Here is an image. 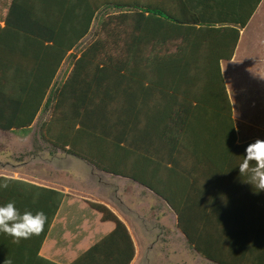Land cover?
<instances>
[{
	"label": "trees",
	"instance_id": "1",
	"mask_svg": "<svg viewBox=\"0 0 264 264\" xmlns=\"http://www.w3.org/2000/svg\"><path fill=\"white\" fill-rule=\"evenodd\" d=\"M154 2L12 0L5 26L34 37L41 48L50 43L56 60L50 71L31 69L29 45L12 50L13 56L0 54V130L24 135L37 115L48 109L49 116L38 129L43 143L99 171L134 180L175 212L178 228L187 235L185 211L190 206L202 201L212 207L225 205L227 187L218 180V163L228 171L232 161L222 159L221 153L226 158L232 151L244 154L255 140L235 143L231 103L220 69L221 60L232 58L239 31L226 27L205 35V28L173 18ZM95 16L98 28L65 82L52 92L62 59L88 34ZM192 129L198 133L197 142L190 141ZM189 161L209 162L210 179H188L197 170L187 166ZM3 183L9 187L0 188V205L12 201L21 214L28 210L47 215L43 233L33 237L39 247L68 194L0 175ZM227 183L232 184L229 177ZM188 186L208 191L192 197L186 194ZM35 193L39 198L34 202ZM242 194L234 204L235 219L247 216L251 224L264 225V192ZM87 203L102 221L115 224L96 245L123 236L129 250L121 264H129L135 248L124 223L103 203ZM5 236L0 233V238Z\"/></svg>",
	"mask_w": 264,
	"mask_h": 264
},
{
	"label": "crops",
	"instance_id": "2",
	"mask_svg": "<svg viewBox=\"0 0 264 264\" xmlns=\"http://www.w3.org/2000/svg\"><path fill=\"white\" fill-rule=\"evenodd\" d=\"M11 1L0 0V54L13 56L12 50L29 45L31 58L27 61L28 67L50 71L56 60V51L52 49V45L48 43L41 48L34 37H26L16 27L5 26ZM154 5L173 18L192 23L187 25L205 28V35H214L215 31L211 30L226 27L239 31L232 58L220 61L221 74L231 103L236 132L235 143L239 145L256 139L264 140V94L254 92L255 84L264 82L257 77L258 69L261 71L264 66V0H155ZM12 20L14 22L16 18ZM98 25L99 17L95 16L88 34L64 56L51 82L52 92L65 82L75 60L90 41ZM191 35L195 36L197 33L191 31ZM245 70L248 71L250 80L242 83ZM192 131L190 141L197 142L194 135L198 133H195L194 129ZM208 139L205 138V141ZM243 155L239 151H232L226 158L221 153L222 159L232 161V167L228 171L223 168L222 163H218V180L220 183L222 180L227 187V194L222 196L225 205L212 207L202 201L199 206H190L185 211L187 235L178 228L177 216L173 210L168 208L167 212L162 208L155 209L159 214L168 213L171 221L169 245L171 249L177 250L174 262L264 264V225L251 224V219L247 216L235 219L233 215L237 211L234 204L240 201L236 197H244L242 192L246 190L254 192L239 176L238 165ZM58 162L56 172L42 178L50 184L35 182L68 194L61 202L45 238L37 247L34 238L16 244L10 236L1 237L0 264H121L124 256H128L127 241L124 242L122 236L96 245L114 229L115 224L102 221L100 214L92 209L87 201L106 205L124 223L135 248L132 231L137 230L139 236L146 238L144 231L147 223L143 217L146 195L141 190L152 192L130 178L99 171L86 162L80 167L74 161ZM24 164L11 165L9 162L0 161L1 169L6 166L13 169L11 175L1 172L0 175L34 182L29 177H21L14 170ZM208 164L210 163L189 161L187 166L193 170L196 167L197 170L187 178L199 182L210 179L212 169ZM227 177L232 180L231 185L227 183ZM200 191L203 193L208 189L202 187ZM200 191L189 186L186 188V194L192 197ZM130 197L137 199V202H130ZM227 216L232 219L229 220ZM253 230H256L257 234H254ZM90 249L92 252L87 257L75 262ZM155 258L150 244L146 245L144 264H155ZM133 262L134 257L129 264H134Z\"/></svg>",
	"mask_w": 264,
	"mask_h": 264
},
{
	"label": "rangeland",
	"instance_id": "3",
	"mask_svg": "<svg viewBox=\"0 0 264 264\" xmlns=\"http://www.w3.org/2000/svg\"><path fill=\"white\" fill-rule=\"evenodd\" d=\"M243 76L244 79H242V83L246 81L249 82L250 76L248 71H243ZM257 77L261 78L262 81L264 80V66H262L261 71L258 69ZM255 85L254 92L264 94V82L260 84L258 82V84ZM48 116V109L41 111L35 118L28 132L24 135L0 130V161L3 163L9 162L11 165L25 163L24 166H19L18 169L14 170H16V173L21 177H29L34 183L50 184L48 180L42 178L48 177L56 172V167L59 164L58 161H74L78 167L85 163L82 162L83 160L80 158L70 156L61 150L54 149L40 140L38 135L39 125L46 120ZM0 172L11 175L13 169L11 166H6L3 169L0 168ZM126 190L128 191V189ZM141 191L146 195L143 216L147 223L145 224L146 230L144 231L146 233V238L139 236L137 230L132 231L135 240L133 263L144 264L145 246L150 244L151 252H154L156 255L155 264H180L179 262H174L177 256V250L171 249L169 245V228L171 221L168 218V213L159 214L160 212L155 210L157 208H162L168 212L167 205L162 199L156 197V195L154 196L148 191ZM130 202H137V199L130 197ZM140 204H142L141 200Z\"/></svg>",
	"mask_w": 264,
	"mask_h": 264
},
{
	"label": "clouds",
	"instance_id": "4",
	"mask_svg": "<svg viewBox=\"0 0 264 264\" xmlns=\"http://www.w3.org/2000/svg\"><path fill=\"white\" fill-rule=\"evenodd\" d=\"M238 168L242 182L250 185L256 194L264 192V140L256 139L247 145ZM8 187V183L0 184L2 189ZM38 198L39 193H35L33 201ZM47 219L43 211L33 213L25 210L21 214L12 201L0 205V233L12 237L13 243L16 244L40 236Z\"/></svg>",
	"mask_w": 264,
	"mask_h": 264
}]
</instances>
